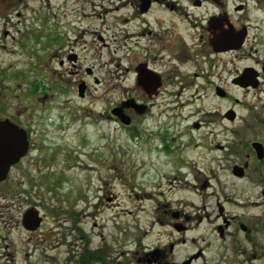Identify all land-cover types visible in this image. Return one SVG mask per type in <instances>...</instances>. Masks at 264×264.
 <instances>
[{"label": "flooded vegetation", "instance_id": "obj_1", "mask_svg": "<svg viewBox=\"0 0 264 264\" xmlns=\"http://www.w3.org/2000/svg\"><path fill=\"white\" fill-rule=\"evenodd\" d=\"M29 1L0 0V123L16 127L3 130L4 135H19L1 141L18 143L21 147L14 148L22 152L0 179V231L4 229L0 248L10 245L5 244V234L42 228L44 197L56 204V146L45 145L49 134L56 135V125L39 108L51 94L40 98L37 82L22 89L26 70L12 73L11 63L2 58L13 41L21 54L34 58L28 67L35 71L41 39L43 47L56 46L49 59L55 63L49 69L53 88L73 89L80 101L101 102L110 89L101 67L87 61L105 56L111 63L116 58L121 91L109 112L98 114L103 118L99 121L127 128L139 140L138 155L146 151L153 166L184 168L186 152L196 153L199 147L194 134L204 121H217L224 127L227 144L216 149L227 148L224 161L232 181L259 187L264 203V14L255 0H55L54 34L40 30L45 22ZM235 89L243 98L249 95L255 100L243 101ZM172 90H178L176 96L189 93L194 99L200 91L208 92L216 103L230 105L223 112L218 107L214 113H204L215 118L191 120L177 136L188 139L178 143L167 123L158 124L154 114L157 102ZM241 106L246 112L237 111ZM71 118L75 121V114ZM216 179L203 173L201 188ZM229 203L223 197L210 208L176 209L157 202L152 216L176 237L157 242L153 233L156 242L131 250L135 264H264V208L260 214H250L229 208ZM46 210L56 218V207ZM139 229L143 234L139 238H144L149 230ZM158 234L164 237L163 231ZM180 244L181 255L176 252ZM103 253L102 247L87 250L85 262H103ZM25 257L18 258L19 264Z\"/></svg>", "mask_w": 264, "mask_h": 264}, {"label": "rangeland", "instance_id": "obj_2", "mask_svg": "<svg viewBox=\"0 0 264 264\" xmlns=\"http://www.w3.org/2000/svg\"><path fill=\"white\" fill-rule=\"evenodd\" d=\"M29 3L45 22L40 30L54 34L55 0H30ZM26 19L28 25L29 18ZM12 28L13 31L15 27ZM43 42L44 38L37 51V71L28 67L34 63V58L21 54L15 41L8 42V52L2 54V58L11 63L10 72L26 70L22 89L26 90L29 83L37 82L40 98L51 94L39 108L50 118L49 123L56 125V135L49 134L45 140V145L56 146V204L54 200L43 198L45 209L41 207V213L45 221L39 231L5 234V244L10 241V245L7 249L0 248L2 264H19L18 258L25 257L26 253L29 256L22 264H135L131 250L156 242L153 233H157V242L166 243L176 237L152 216L150 210L157 202H166L170 208L176 209L210 208L215 199L227 197L230 199L229 208L252 211L250 214L261 213L264 203L260 199V188L233 182L224 161L227 148L216 149L217 145L227 144L224 127L217 121H204L202 130L194 134L199 147H196V153L186 152L188 164L184 168L173 164L169 167L153 166L146 151L138 155L139 140L132 138L127 128L113 121H99L103 118L98 114L109 112L121 91L116 58L111 63L105 56L87 61L101 67L100 74L109 77L110 89L101 102L80 101L73 89L66 92L53 88L54 78L49 69L55 63L53 58L50 62L49 59L56 46L43 47ZM177 91L172 90L163 102L158 101L154 114L158 124L167 123L170 134L178 143L188 139L177 136L191 120L215 118L204 113H214L218 107L223 112L230 105L223 101L216 103L208 92L200 91L199 98L194 99L189 93L176 96ZM234 93L243 101L255 100L249 95L243 98L240 90L235 89ZM237 111L246 112V107H238ZM73 114L75 121L71 118ZM46 128L54 129V126L46 125ZM184 172L188 174L184 176ZM156 173H162V176ZM203 173L217 179L210 186L201 188L203 181L199 179ZM53 207H56V218L46 210ZM151 225L154 227L150 230ZM139 227L143 231L149 230L144 238H139L142 234ZM3 231L2 228L1 234ZM162 231L164 237L160 238L158 233ZM180 245L176 251L179 255L182 253L180 248H183ZM99 247L105 250L103 262L92 259L85 262L86 251Z\"/></svg>", "mask_w": 264, "mask_h": 264}, {"label": "water", "instance_id": "obj_3", "mask_svg": "<svg viewBox=\"0 0 264 264\" xmlns=\"http://www.w3.org/2000/svg\"><path fill=\"white\" fill-rule=\"evenodd\" d=\"M258 8L261 10V12L264 14V0H255ZM112 113L117 115V109L113 108L111 110ZM16 127L11 125H6L4 123H0V179H2L7 172L8 167L14 163L18 157L21 155L22 152H19V148L17 147V150L14 148L15 146H20L18 143L15 142H9V141H1V139L7 138V139H17L19 135L17 134H9L4 135L2 133L5 129H14ZM21 147V146H20ZM34 220V219H32ZM39 224V221L36 220L35 226Z\"/></svg>", "mask_w": 264, "mask_h": 264}]
</instances>
